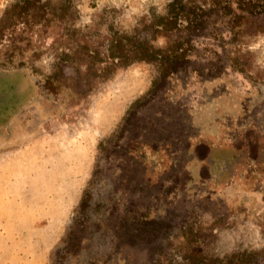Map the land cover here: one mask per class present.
I'll return each mask as SVG.
<instances>
[{"label": "rangeland", "instance_id": "374dc122", "mask_svg": "<svg viewBox=\"0 0 264 264\" xmlns=\"http://www.w3.org/2000/svg\"><path fill=\"white\" fill-rule=\"evenodd\" d=\"M166 2L0 0V264H264V13ZM114 33L191 50L112 65Z\"/></svg>", "mask_w": 264, "mask_h": 264}, {"label": "trees", "instance_id": "16d2710c", "mask_svg": "<svg viewBox=\"0 0 264 264\" xmlns=\"http://www.w3.org/2000/svg\"><path fill=\"white\" fill-rule=\"evenodd\" d=\"M34 0H23V6L33 4ZM18 6L14 4L13 7ZM211 11H218L226 20L227 30L233 37L249 15L264 13V0H208L197 3L195 0H167L163 14L155 17L153 25L164 31L182 29L189 32L201 27L204 18ZM191 50L187 37L173 41L170 49L163 52L145 40H131L124 34L114 33L109 44L107 57L112 65L125 66L133 61L155 62L160 75L169 73L177 62L184 61ZM156 83V79L152 86Z\"/></svg>", "mask_w": 264, "mask_h": 264}]
</instances>
